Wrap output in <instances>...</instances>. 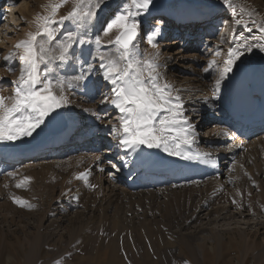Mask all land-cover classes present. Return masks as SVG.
<instances>
[{
  "label": "rangeland",
  "instance_id": "374dc122",
  "mask_svg": "<svg viewBox=\"0 0 264 264\" xmlns=\"http://www.w3.org/2000/svg\"><path fill=\"white\" fill-rule=\"evenodd\" d=\"M49 2L50 0H3L1 9L4 12L6 10L8 18L6 17V22L0 28V95L10 96L14 88L12 82L19 77L18 59L6 63L4 56L13 52L15 45L25 39L29 32L35 31L34 19L38 15L47 14L46 5ZM124 2L125 0H105V4L98 11L97 20L87 30L88 37L94 38L102 34V28L121 10ZM262 2L264 3L263 0ZM231 4L237 9L235 18H233L232 9L224 3V0H153L149 11L137 17L141 23V29L144 28L147 18L153 20V28L144 31L141 52L148 56L157 53L159 58L162 56L161 60L158 59L160 63L165 64L161 71L162 77L170 85L173 86L170 82L172 78H175L176 86H181L182 89L197 87L198 84L193 81L186 83V79H190L191 76L184 74V70L175 71L177 68L175 66H179L178 60L182 56L177 54L179 56L177 59L174 55L167 58L171 52L180 50V39L171 36L167 40L169 47L162 48L163 50L157 48L159 47L158 41H156V48L148 44L147 35L158 29L160 34L157 36L158 39L161 37L160 32L166 25L165 23H169L158 14L152 17L149 13L165 9L174 11L177 8L192 9L196 16L201 11L213 9L224 12L220 15L219 22L228 26L225 27L222 24L217 26L216 28L220 30L215 33L214 38H211L213 43L216 41L221 46L218 51L220 55L215 58V66L222 68V62L226 56L225 47L231 34L235 33L243 37L244 29L249 31L252 28L257 29L259 25H264V17L261 16L256 3L249 0H231ZM107 7L110 8L106 9ZM71 8L72 4L69 2L60 9L59 15H66ZM109 9L114 11L108 13ZM7 12L10 13L7 15ZM235 19H242L243 24L237 25ZM234 26L238 30H234ZM227 28L228 31H226ZM257 30H252L251 35L259 37L261 33ZM216 42L212 56L200 54L199 57L196 56L197 53L195 55V53L186 52L183 56L186 59L185 68L193 66V63L189 61L190 58H201L206 66L200 60L201 63L196 65L194 70L200 75L202 72L209 75L210 71L206 72L205 68L209 65L208 61L216 54L214 52L217 49L215 46L218 45ZM237 42H232L233 47ZM94 48V45L75 46L80 66L84 60H87L86 58L91 60ZM204 51L205 48L200 52ZM180 65L183 66V64ZM70 66L71 63L65 68L58 67L56 74L67 79L79 75L80 68L71 75L65 73ZM9 68L13 70L10 71ZM213 69L215 70V67ZM92 76L96 78V86L100 87L96 90L95 96L85 98L82 94L85 90L76 81H73L74 86L65 92L68 93L69 104L74 103L75 113L80 116L88 115V118L84 116L85 120L92 121L93 118L96 121V123L90 122L96 124L97 128L93 130L91 141L85 149L74 153L66 151L65 155L41 156L31 161H20L13 167L0 166V264H26L35 254L40 264H58V262L59 264H117V261L113 259L114 253L111 251L115 248L119 249V254L116 253L125 264H165V259L166 261L170 259V264H264V258L259 261L255 257V253L264 246V229L260 230V226L257 227L255 224L248 228V223L253 222L260 221L264 225V209L262 208L264 202H261V195L264 194V176H262L264 175V141L249 151L250 157L253 156V158L246 163V166H242L237 172L232 171L230 175L221 172L224 176L220 177L218 186H200L199 189L202 188V190L180 188L176 192L168 189V192H163L162 195L154 194V198L141 197L138 194L147 193L148 189L142 192L128 191L123 182L112 181L113 169L103 172L104 181L98 180L93 173V166L103 158V162L109 167L113 168L114 165L118 168L119 166H117L116 159L113 161L114 155L110 154L114 150L103 145L107 138L115 141L111 128L118 125L119 114L112 109L110 103L102 102L105 97L109 96L110 85L103 80L98 62H94ZM215 79V75L210 76L204 89L214 91ZM78 86L79 93H75V88ZM188 94L193 95L188 89L187 92L179 90V95L183 96L184 101L187 100ZM190 100L193 102V99ZM192 102L188 101V103ZM83 104L87 108L86 114H83L84 111L80 107ZM194 107L195 110L201 109L200 104ZM62 109L66 113V106ZM113 111L115 113L111 114ZM93 112L97 113L99 118L92 115ZM198 118L200 119L199 116ZM204 121L207 122L205 119ZM204 121L199 123L200 127ZM211 125L213 124H205L201 132L209 135L210 129L206 128ZM216 125L211 131L218 127ZM45 127L46 122L31 137L10 143V145L27 147L41 140L44 138ZM211 136L208 142H213V135ZM98 156L100 158L96 159ZM108 159L113 165L108 163ZM82 172L88 173L87 184L76 178ZM107 175H110V178H107ZM18 183L20 187L16 186ZM207 189L210 191L208 192ZM123 191H128V193ZM257 197H260L259 200ZM61 198H64V201L58 203ZM15 201L24 202V206L21 207ZM68 202L71 203L70 206ZM261 203L263 205H260ZM222 206H227L232 214L236 213V217L233 220L219 217V220L218 215L213 217V213L209 217L213 218L212 221L206 218L208 212L220 211ZM233 206L247 209H236ZM207 219L212 222H210L211 225ZM210 229L216 235H221L216 240L218 244L211 241ZM199 237L204 239L203 244L198 245L201 243ZM188 240H191L193 246H197L190 249ZM220 241L221 245H219ZM198 247L202 249L199 261L193 258L196 253L192 249Z\"/></svg>",
  "mask_w": 264,
  "mask_h": 264
},
{
  "label": "snow or ice",
  "instance_id": "6c2138e0",
  "mask_svg": "<svg viewBox=\"0 0 264 264\" xmlns=\"http://www.w3.org/2000/svg\"><path fill=\"white\" fill-rule=\"evenodd\" d=\"M69 2L71 10L59 15L60 9ZM152 3L153 0H125L121 10L102 28V34L89 38L87 30L97 20L105 0H50L46 5L47 14L34 19L35 31L29 32L15 45L13 52L4 56L6 63L18 59L19 77L12 82L14 88L10 96L0 95V143H15L31 137L47 117L69 103L65 92L74 86L73 81L87 79L93 73L94 62H98L103 80L110 85L109 96L102 102L110 103L119 113L118 125H114L111 132L126 153L136 154L143 147L159 149L185 160L202 159V154L190 152L195 125L185 115L179 94H174L172 85L163 80L159 54L145 55L139 47L141 23L137 17L148 12ZM224 3L232 9L235 18L237 9L231 0ZM235 23L241 25L243 20L235 19ZM258 31L261 35L256 39L264 40V25H259ZM158 35V29L147 35V42L153 48L157 47ZM234 39L239 42L229 47L223 67L210 62L205 68L208 72L215 67L217 72L214 91L219 90L245 52L255 47L264 51V44ZM76 45H94L91 60H84L79 75L71 79L56 74L58 67L80 62ZM89 51L91 54L92 50ZM92 115L99 118L95 112ZM76 178L87 184L88 173L82 172ZM15 202L24 206L22 201Z\"/></svg>",
  "mask_w": 264,
  "mask_h": 264
},
{
  "label": "bare ground",
  "instance_id": "6f19581e",
  "mask_svg": "<svg viewBox=\"0 0 264 264\" xmlns=\"http://www.w3.org/2000/svg\"><path fill=\"white\" fill-rule=\"evenodd\" d=\"M249 1L254 2V3H256L259 6L260 14H261V16L264 17V3L262 2V0H249ZM1 2H3V0H0V7H1ZM28 5H30V4H28ZM26 7H28V6H26ZM108 8H110V7H107L106 9H108ZM113 9H109L108 10V13H110V12L112 13L114 11ZM161 12H163V13L166 12L165 15H169V16L172 14V17L174 19L173 20L174 21V24L173 25L171 24V25H165V26H163V29L161 30L162 36H161V38L158 39L159 42H160L159 50H161L162 48L169 47V45L165 41L166 40L165 38L166 37H169V35H168V32L169 31H171V32H173V31L183 32L184 31V32H186V35H191L192 39H195L196 38L195 36H193V34L191 32H189V30H191V25L185 24V27L184 28H180L182 30L181 31V30H178L177 28H175V26H174L175 23L178 24V23H180V21L185 20V18H186V20L190 21V23H193L194 20H197L198 22L203 23L208 18H210L207 23L214 26V25L221 24L220 22H218L219 21V18H220L218 16H220L221 14H224V13H222V11H219L217 9L207 10V11H204V12L201 11L197 17L196 16L195 17L193 16L192 9H190V10L185 9L184 10V9L177 8L176 10L174 9V11H172L171 14L168 11H165V10L164 11H161ZM25 13L23 15H25ZM28 13H30V11ZM154 15H156V13H154ZM144 23H146V24L143 27H145V28H152L151 18H147V21L144 22ZM226 26H228V25L226 24ZM214 30H217V29L214 28L212 31H214ZM226 31H228V28L226 29ZM207 33H212V32L211 31H207ZM180 35H181V33H180ZM159 36H160V34H159ZM142 37H143V34H142V31H141V33H140V40L138 41L139 42V47H140V42H143L142 41L143 40ZM245 40H247L249 44H264V40H257L255 35H250V38H248V39L246 38ZM216 44H217V42H216ZM228 47L226 48V53L228 51L227 49H229ZM230 47H233V45L231 44ZM181 48H180L181 51L180 50H176L174 52H171L169 54V56H167V58L171 57L172 55H174V57L176 59H177V57L182 56V57H180V59L178 58L179 59L178 60L179 61V63H178L179 66H175V67H177L175 71L181 72L182 70H184L183 71L184 74H186L188 76H191L190 79H186V83L187 82L191 83L193 81L196 84H198V86L197 87H193V86L191 87L190 86L191 88L184 87V89H182L181 86L180 87L179 86H176L175 81H174L175 78L174 79L172 78V80H171L170 83L173 84L172 87L175 90L174 91V94H179V90L181 92H187V89L189 90L190 93H193V95H190V94L187 95L186 102L187 101L192 102L190 99H193V102H195V103H193V102L192 103H188L187 102L188 104L185 103L186 104V107L187 106H190V108H191V107H194V106L200 104L201 110L202 109H205L207 111L206 114H203L205 117H207V119H205L206 121H208V120H210V121H216V122L218 121V124H222V127H221V126H219L216 123L217 125L216 124L215 125L218 126V127L215 130L211 131V134L213 135V138H214V144H215V146H217V148H211L209 150H206V151L203 150L202 152H200V154H202V156H203V158L200 159V160H195V159L188 160V161L193 162L194 164L191 167V169H189V171L182 172V175L180 177H178V178L172 177L171 179H169L168 177H164V179H161L159 181L157 180V182L153 183L154 180L151 181V179H149V177L142 176L141 175V173L143 171L142 170V165L145 164L144 162L146 161V158L148 157V153H145L142 150V148H141L136 154H130V153L126 154V152L124 151V149L121 147L122 148L121 154L119 153L121 155V157L119 158L120 161L117 162V163L120 164V166L118 167V169L115 170V172H114V165H113V163H110L109 162V159H108V163L111 164V165H113V168L112 167H109V165H107V164H105L103 162L104 161V158L101 159V160H99L93 166V168H94L93 173L96 175V178H98V180H101L102 179L101 181H104V178L105 177L103 175V172H105L106 170H109V169H111V170L113 169V171H112L113 172L112 173L113 176L111 177L113 182H116V181L119 182V181H121V182L124 183V178H125L126 174H130L132 178H135V177L138 178V176H141V181H143V185H142V188L141 189H142V191L148 189V192L146 191L147 193H142V194H138V195H140L141 197H147L148 196V198H154L155 197L154 194H158L159 195V194H161L163 192H168L167 191L168 189L169 190H172V192H176V191H178L177 189H180V188L187 190V189H190V188H195V189L198 188L199 189L200 186H202V187H204V186L205 187H209V186L215 187V186H218V184L220 183V181H219L220 177L221 176H224V174H221V172H226V174L228 175L232 171H234V172L236 171L237 172V171H239V169L242 166L243 167L246 166V163H248L251 160V158H253V156L250 157L249 151L251 149L259 146L261 141H264V134L263 135H260V137H256V139L249 140L247 142V144L245 142H243V141L241 142L238 137H235V138L231 139L232 138V134L230 135L228 133V131H226V129L223 127L224 126L223 124H224L225 118L222 117V111H223L222 108L226 104H228L227 101L230 99V97L232 96V94L234 92L233 91V88H231L232 78H233V75H234L233 73L236 71V69L240 65H243L244 62H247V61L249 62V61L253 60L254 57L256 59H258L260 65L264 67V51H262L259 47H255L250 52H245V54L241 58V60L237 62V64L234 67L233 71L227 75V77H226V79L224 81H222L219 90L214 92L213 90H206V89H204V87L206 86V83L208 81V78H210V76L211 77H214V75H215V78L217 77L216 71L214 69L210 70V73H209L210 76L209 75H205L203 72L201 73V75L198 74V73H196L195 70H194V67L196 65L200 64L201 61H202V59L201 58H194V57L193 58H190V59L188 58L189 61H191V63H193V66H188V67L185 68L184 65H186V64H184V63H185V60L186 59L183 56L186 54V52H189V51H184L183 52ZM215 48H217V49H215L214 52L217 53L219 51V46L216 45ZM160 53H163V51H160ZM181 53H182V55H181ZM177 54L179 56H177ZM188 56H190V55H188ZM196 56H199L200 57L201 55L197 54ZM217 57L218 56L215 54L214 57H213V59H211L208 62L209 63L210 62H214L215 63V58H217ZM160 58H162V56ZM160 58H159V60H161ZM194 62H195V65H194ZM202 62H204V60ZM158 63H160V62H158ZM180 64H183V66H181ZM77 68L78 67H77L76 64H72V66H70V68L67 69L66 73L67 74H71L72 72H75L77 70ZM161 70H162V65H161L160 71ZM185 70H187V71H185ZM92 74L87 79H85L84 81H82V88L83 89H85L87 86H89L88 89H87V91H86V93H85V91H84V93H82L85 98L87 96L88 97L95 96L97 94L96 90L100 88V87H96V84H95L96 78H94L92 76ZM181 97H183V96H180V98ZM193 97H196V98H193ZM73 104H71V103L69 104L68 103L66 105L67 110H66V113L64 114V122L65 123H68L71 120L72 121L74 120L73 123L70 122V126L71 127L74 126L76 128H78L79 122H82V124H81L82 125V128L81 129L80 128L77 129L79 131V133H80L79 135H77L80 138V141L78 143V146H80V147H87V144H86V141L87 140L86 139L88 138V136H90V134H92V129L96 125L91 124L92 123L91 120H89V119L88 120H85L84 119L85 117L88 118V115H84L85 116L84 117V116H80L77 113H75L74 112L75 110H74V107H73L74 105ZM80 107L82 108L81 110L85 112V113L83 112V114H86V109H87L86 108V105L83 104V106H80ZM105 109H107V108H105ZM112 109H114V108L112 107ZM185 110H186L185 111V113H186V112H188L189 109L188 110L185 109ZM192 110H195V109H192ZM115 112H116V110H115ZM115 112L113 111V112H111V114H113ZM107 114H109V113H107ZM204 118L201 120V122L204 121ZM64 122L55 123L52 126H48L46 124L45 131L43 132V136L45 138H43V140H41V141L39 140L38 142L33 143L30 146H28V147H19V146H17V148L14 149L15 154H12V155L9 154V156L15 157V156H17V153H20L21 154L22 152H24L22 154H26V155H29L30 154L31 155L32 153L35 152L34 150L36 148L40 147L41 144L45 142V140L52 139L53 136H54V132H58L62 128ZM204 123H205V121L203 122V124ZM225 132H227L228 135H224ZM211 134H210V136H211ZM73 141H74V137L71 138L70 143H72ZM104 145H105V147L107 146L108 148H110L111 145H112L115 153H116V151L119 150L118 148H116L117 142L116 143H112V142H109V141H107V142L105 141ZM78 146L74 145V147H72V150L76 151L75 149H77ZM23 149H28L29 151H26V150H23ZM26 152H28V153H26ZM59 152L60 151H54L53 150L52 151V154H58ZM160 152H161V150H159V154H160ZM115 153H112V154H115ZM98 157L100 158V156H98ZM5 159H7V158H5ZM93 160L95 161L96 159H93ZM5 164H6V162H4V165ZM90 171L91 170H89V172ZM262 176H264V175H262ZM107 178H110V175H107ZM258 181L260 182L261 180L258 178ZM126 188L128 189V191H130L129 184L126 185ZM210 189H212V187H210ZM150 190H153V191H150ZM154 190H156V191H154ZM199 190H202V188L199 189ZM203 190H204V188H203ZM128 191L127 192L126 191H123V192L128 193ZM209 191L210 190H208V192ZM197 192H196V194H197ZM214 194H215V192H214ZM193 195H195V194H193ZM213 196H215V195H213ZM258 198H260V197H257V199ZM63 199L64 198H61V201H59L58 203L63 202L64 201ZM254 199H255V197H254ZM254 201H255V203L257 202L256 199ZM261 202H264V194L261 195ZM258 203H259V201H258ZM67 204H68V206H70L71 203L68 202ZM260 205H263V203H261ZM233 207H235L236 209L239 208V209H242V210L243 209H247L246 207H244V208H240V207H236V206H233ZM221 208L222 209L220 211L215 210V212H212V211L211 212H208L207 215H206V218H209L213 213H214L213 214V217H215L214 215H218L217 216L218 219H219V217H222V218L227 219V220H228V218H230V219L233 220L236 217L235 216L236 213H233L232 214L230 212V210L227 208V206H222ZM262 208L264 209V206H262ZM263 213H264V211H263ZM197 217H199V216H197ZM211 219H213V218H211ZM215 221H217V219H215ZM208 222H209V220H208ZM211 223H210V225H211ZM253 224H255V226H257V227L260 226V230H263L264 229L263 222H260V221L259 222L248 223V228H250ZM210 233H211V236H210L211 241L216 244L217 243L216 242L217 238H220L221 235L220 234H217L216 235L215 232L212 229H210ZM199 240H201V243H198V245L204 243V239L203 238H200L199 237ZM190 244H191V240H188V247H190V249H191V247L197 246V245H194L193 246L192 244L190 246ZM193 244H195V243H193ZM168 245H170V244L168 243ZM219 245H221V241H220V244ZM110 247H112V246H110ZM115 249H112L111 250L114 253L113 259H115L117 261V264H125L123 262V260L121 258H119V255H118L119 254L118 253L119 249H116V251H115ZM192 249H194L195 250V253H196V256H193V258L195 260H198L199 261L200 254H201V250L202 249L200 247H198V248H192ZM132 250H131V252H132ZM255 257H256V260H259V261L264 258V246H263V248L261 250H259V251H257L255 253ZM170 261H171L170 259H167V261L165 259V264H170L171 263ZM26 264H40V261H39V259L37 257V254H35L33 257H31V259Z\"/></svg>",
  "mask_w": 264,
  "mask_h": 264
},
{
  "label": "water",
  "instance_id": "95a60500",
  "mask_svg": "<svg viewBox=\"0 0 264 264\" xmlns=\"http://www.w3.org/2000/svg\"><path fill=\"white\" fill-rule=\"evenodd\" d=\"M55 115H56V112H55ZM54 119V118H53Z\"/></svg>",
  "mask_w": 264,
  "mask_h": 264
}]
</instances>
